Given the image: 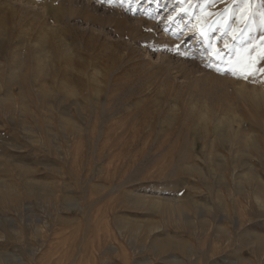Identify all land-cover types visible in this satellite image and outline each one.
Listing matches in <instances>:
<instances>
[{
  "label": "rangeland",
  "instance_id": "obj_1",
  "mask_svg": "<svg viewBox=\"0 0 264 264\" xmlns=\"http://www.w3.org/2000/svg\"><path fill=\"white\" fill-rule=\"evenodd\" d=\"M259 69L264 0H0V264H264Z\"/></svg>",
  "mask_w": 264,
  "mask_h": 264
},
{
  "label": "snow or ice",
  "instance_id": "obj_2",
  "mask_svg": "<svg viewBox=\"0 0 264 264\" xmlns=\"http://www.w3.org/2000/svg\"><path fill=\"white\" fill-rule=\"evenodd\" d=\"M251 0H245V4L250 5ZM211 15V14H209ZM243 19V17H242ZM241 32L243 29L240 30ZM203 35V33H201ZM207 39V37H205ZM208 51L211 52V43H209L208 46ZM210 61H215L217 65H223V67H216V70L218 72H230L233 75H237V68L235 66L233 67H228L227 62L228 58L226 56H223L222 53L218 50L215 55H210L209 56ZM209 66H212L210 63ZM243 73H247V68L241 69ZM259 71H264V69H259ZM244 78H247V74H244Z\"/></svg>",
  "mask_w": 264,
  "mask_h": 264
},
{
  "label": "bare ground",
  "instance_id": "obj_3",
  "mask_svg": "<svg viewBox=\"0 0 264 264\" xmlns=\"http://www.w3.org/2000/svg\"><path fill=\"white\" fill-rule=\"evenodd\" d=\"M184 22H186V21H184Z\"/></svg>",
  "mask_w": 264,
  "mask_h": 264
}]
</instances>
